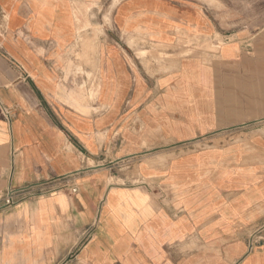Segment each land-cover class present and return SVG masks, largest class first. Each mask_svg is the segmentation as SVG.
<instances>
[{
    "label": "crops",
    "instance_id": "crops-1",
    "mask_svg": "<svg viewBox=\"0 0 264 264\" xmlns=\"http://www.w3.org/2000/svg\"><path fill=\"white\" fill-rule=\"evenodd\" d=\"M97 1L0 0V195L78 187L0 208V264H264V0H118L100 36Z\"/></svg>",
    "mask_w": 264,
    "mask_h": 264
},
{
    "label": "rangeland",
    "instance_id": "rangeland-1",
    "mask_svg": "<svg viewBox=\"0 0 264 264\" xmlns=\"http://www.w3.org/2000/svg\"><path fill=\"white\" fill-rule=\"evenodd\" d=\"M198 1L204 3L205 6L207 7V9L215 16H217V13L221 8L223 9V6H222L223 4H222L221 0H198ZM117 2H118V0H99V1L95 2L94 4H89V5L80 4V3L76 2L75 14H76V17L80 23L81 29H85L88 31V30H91V28H93V31L95 33L99 34V36H100L101 30L104 29V26H101V24H100L102 22L101 16L104 12V14H105V16H104L105 21L104 22L107 25H109L108 24V23H110L109 15L111 14V12H112V10L115 7ZM110 3H111V5L107 11L106 7ZM81 40L82 39H80V34H79L78 41L76 44L79 45V43H81ZM180 42L188 45V49L181 50V55H183V56L189 55V54H194V53L199 51V50H195L192 47L193 46V39L187 33H183L181 35ZM88 44H89V39H86L83 41L84 46L88 45ZM196 46H200V44H197ZM77 57L82 58L83 56L81 54H77ZM257 126L264 128V120L258 122ZM262 132L264 133V130ZM201 145H202L201 142L198 143L197 148H201ZM195 150H196V148H194V151ZM178 151H179V153H185V152H187V151L189 152L191 150H190V147L187 148L185 146H179ZM133 173H135L137 175L139 172L137 170H135V171H133ZM135 179H137V178H135Z\"/></svg>",
    "mask_w": 264,
    "mask_h": 264
},
{
    "label": "built area",
    "instance_id": "built-area-1",
    "mask_svg": "<svg viewBox=\"0 0 264 264\" xmlns=\"http://www.w3.org/2000/svg\"><path fill=\"white\" fill-rule=\"evenodd\" d=\"M63 189L68 190L72 194L78 191L75 183L69 185L67 181L57 187H54L49 182H36L18 188H9L0 195V200L2 201L0 208L11 207L23 200L37 198Z\"/></svg>",
    "mask_w": 264,
    "mask_h": 264
}]
</instances>
